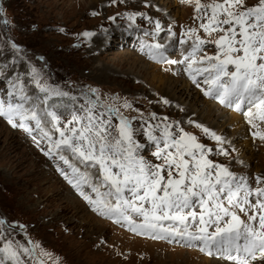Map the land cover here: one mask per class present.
Instances as JSON below:
<instances>
[{
    "label": "snow or ice",
    "instance_id": "1",
    "mask_svg": "<svg viewBox=\"0 0 264 264\" xmlns=\"http://www.w3.org/2000/svg\"><path fill=\"white\" fill-rule=\"evenodd\" d=\"M186 3L194 4L195 26L185 28L178 38L181 47L187 46L181 59L166 58L168 45L158 41L142 47L153 60L181 66L205 96L243 112L257 129L253 138L264 140L257 123H264V0ZM137 16L152 22L144 13L127 14L133 23ZM154 24L155 36L163 32L177 39L171 27L160 20ZM12 48L19 51L16 44ZM209 48L215 51L210 54ZM0 76H5L3 70ZM54 97L72 103L70 119L61 120L50 103ZM132 107L127 100L120 106L104 102L98 94L81 102L46 83L35 67L8 77L0 96V118L27 133L37 146L47 142V149L41 150L67 166L58 163L60 174L102 217L138 235L200 246L232 264H264V177L256 176L253 187L247 177L215 160L216 155L229 157L234 149L208 127L187 121L218 147L201 142L181 121L155 113L147 120L141 114L135 127L137 118L121 111ZM138 134L152 145L151 159L144 155L147 145ZM5 224L0 218V264H61L36 241L15 242L6 235Z\"/></svg>",
    "mask_w": 264,
    "mask_h": 264
},
{
    "label": "rangeland",
    "instance_id": "2",
    "mask_svg": "<svg viewBox=\"0 0 264 264\" xmlns=\"http://www.w3.org/2000/svg\"><path fill=\"white\" fill-rule=\"evenodd\" d=\"M169 1L171 9L158 0H106L97 5H90L89 0H0V70L5 72V76H0V96L7 89L8 77L27 74L35 67L46 83L69 92L81 102L84 97L95 98L97 94L102 101L114 102L117 106L127 100L133 107L121 108V111L127 117L137 118L133 121L135 127L140 126L141 114L147 120L155 113L158 117L181 121L185 130L198 135L201 142L218 147L215 141L187 123L192 117L179 105L172 104L171 97L164 94L165 86L157 82L159 89L151 88L145 79L148 74L140 69L134 68V75L127 73L133 59L125 54L132 52L158 66V75L192 83L181 66L153 60L145 53L146 48L141 49L146 42L133 37L134 33L135 37L140 33L151 42L174 44L170 52L165 50V56L181 59L187 46L181 47L178 38L185 28L195 26L194 4L189 5L186 0ZM129 13H144L152 22L137 16L133 23L127 18ZM155 20H160L165 28L171 27L177 39L166 38L163 32L155 36ZM85 32L93 35L85 36ZM124 34H128L127 40L122 38ZM103 41L101 47L99 43ZM13 44L19 51L12 48ZM208 51L211 54L215 49ZM5 65L8 67L4 68ZM194 91L202 99L230 112V108L219 106L199 88ZM162 99L169 100L170 104H163ZM50 103L62 121L71 118L74 106L68 98L54 97ZM196 122L223 137L230 151L234 149L229 157L213 158L227 164L234 173L247 177L255 187V177H264V140L252 136L257 129L249 127L252 142L246 146L243 141L239 142L240 138L231 139L227 134L218 133L208 122H205L207 125ZM257 123L259 131L264 132V123ZM231 129L227 128L229 132ZM138 139L147 145L144 155L151 159L152 145L142 134H138ZM42 148L47 149V142L37 146L27 133L12 128L5 118H0V218L6 221V235L15 242L36 241L58 257L61 264H208L204 259L208 254L196 248L200 246L141 238L93 211L61 177L57 165H65L46 156ZM241 150L249 162L239 156Z\"/></svg>",
    "mask_w": 264,
    "mask_h": 264
},
{
    "label": "bare ground",
    "instance_id": "3",
    "mask_svg": "<svg viewBox=\"0 0 264 264\" xmlns=\"http://www.w3.org/2000/svg\"><path fill=\"white\" fill-rule=\"evenodd\" d=\"M81 1L84 2L85 0H81ZM89 1L92 2L90 5L94 3L97 5L99 3L105 2L106 0H89ZM158 1L161 2V5L167 4L168 5L167 8L171 9L172 6L169 0H158ZM173 13L176 16L178 15L177 12H173ZM127 35L128 34H124L122 38L123 39L126 38ZM137 36L138 37H135V33L133 34V37L136 38V40L140 41L139 40V36H140L141 40H143L146 43L149 42V40L142 38V35L140 33ZM125 40H127V38ZM100 44L102 47V45H104V41L102 43H99V45ZM167 45H168V47L166 48L167 52H170L173 46H175L174 44H171V43H167ZM125 55L127 56V58L132 57L133 59V60H131V58L129 59L132 62H129L130 65L127 70V73L134 75L133 73L134 71L132 72V70L134 68H137L138 70L140 69L139 70L140 72L143 71L145 74H148L145 76V79L147 81L149 80L148 84L152 85L151 88L158 90L159 87L156 85L157 82L165 86L166 89L164 90V94L171 97V100H173L171 101L172 104H175V106L179 105L180 109L182 110L184 109L188 117H192V119L195 121H201L203 123L208 122L211 124V127L217 130L218 133L227 134L228 138H231V137L240 138V141L239 140L238 141L239 142L243 141V144H245L246 146L252 142L251 141L252 138L248 134L250 125L248 124L246 117H243V115L241 114L242 113L241 111H235V110L230 109V112H228V111L221 110L213 102L207 100L206 98L202 99L201 96L196 91H194L196 87H193L194 86L193 83H189L186 79L179 80V79H174L171 76L164 75V74L158 75L159 73L158 66H156L155 64L146 62L141 56H139L136 53L133 54L131 52V53H126ZM120 58L121 57H119V59ZM229 126L232 128L230 132L227 130ZM235 142L237 141L235 140ZM239 156H241V158H245L246 162H249L248 158H246L245 154L243 153V150H241ZM196 248L199 251H201L200 248L198 247ZM208 256L206 257L204 256V259L208 262V264H232L231 261L227 260L224 257L219 256L218 254L208 255Z\"/></svg>",
    "mask_w": 264,
    "mask_h": 264
}]
</instances>
